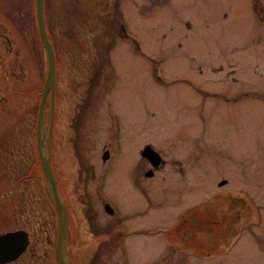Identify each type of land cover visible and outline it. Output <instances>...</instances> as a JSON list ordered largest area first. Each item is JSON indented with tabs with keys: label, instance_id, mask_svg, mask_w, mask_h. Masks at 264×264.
Returning <instances> with one entry per match:
<instances>
[{
	"label": "rangeland",
	"instance_id": "374dc122",
	"mask_svg": "<svg viewBox=\"0 0 264 264\" xmlns=\"http://www.w3.org/2000/svg\"><path fill=\"white\" fill-rule=\"evenodd\" d=\"M16 2L23 5L18 14L31 12L29 0H9L4 6ZM106 2H46L51 41L63 27L74 30L80 22L97 21L91 28L97 35L93 44L111 49L113 69L99 86L97 108L101 116L110 110L116 117L122 144L120 156L100 170L103 180L98 176L103 140H97L98 148L89 140L82 147L81 162L95 167V175L86 184L91 210L82 205L84 198L82 204L74 201L87 217L81 227L93 241L72 244L80 264H264V0ZM33 18L0 21V30L18 32L17 44L24 47L20 64L26 47L34 52V75L20 67L17 74L25 77L19 91L36 87L35 114L48 62L43 47L41 53L35 9ZM80 69L84 74L89 63ZM89 112L83 123L87 133ZM145 142L155 144L166 163L155 177L134 183L131 169ZM103 198L115 213L105 212ZM215 211L240 213L239 221L226 228L219 251H197L198 242L206 243L210 235L203 231L187 240L180 224ZM99 238L104 242L98 246Z\"/></svg>",
	"mask_w": 264,
	"mask_h": 264
},
{
	"label": "flooded vegetation",
	"instance_id": "af4514ba",
	"mask_svg": "<svg viewBox=\"0 0 264 264\" xmlns=\"http://www.w3.org/2000/svg\"><path fill=\"white\" fill-rule=\"evenodd\" d=\"M29 1L33 15L27 9L26 14H18L17 7L22 5L21 2H16V6L7 8L4 5H7L9 0H0V21L6 23L34 21L35 0ZM46 2L47 0H44L45 20L51 37V32L48 30ZM108 4L109 0L105 5ZM65 25L67 23L63 26ZM96 26L97 21H94V24L90 21L80 22L79 29L71 30L69 26H66L53 37L52 43L57 61L56 84L45 98L43 115V137L51 139L52 169L62 201L68 209L64 257L66 259L69 257L72 264H80L79 259H81V256L77 255L76 250L72 248V244L75 242L76 248V246H87L93 242L87 231L81 227L87 217L78 210L80 208L74 202L84 198L85 203L82 201L80 203L91 207V204H88L89 193L86 184L89 177L94 178L93 168L95 167L86 168L81 162L82 147L89 140L94 148H98L97 140H103L100 146L99 173L100 170L103 172L105 168L110 167L111 163L120 156L119 149L122 144L120 127L118 131L116 130V117L110 110L101 116L97 108L100 97L99 86L104 79V74H110L113 67L111 49H96L93 44L97 35L91 28ZM122 26V33H125L127 29L124 24ZM1 28L0 264H60L58 259L60 218L46 183L39 156L38 120L42 100H40L38 111L34 114L35 85L25 86L19 91V83L24 82L25 77L19 78L18 67L22 72L27 69L33 76L36 69L34 52L31 47H26L27 55L23 57L24 64H20V51L24 47L17 44L18 32L9 33L7 29ZM42 51L41 47V53ZM104 58L107 59V63ZM84 63H89L90 69L83 74L79 68ZM29 66L32 68L29 69ZM70 68L74 73H70L68 70ZM8 69L11 71V79L7 77L8 72L5 71ZM47 74L48 69L46 77ZM38 79L37 89L41 87V76ZM14 95H16V101L12 100ZM88 112L90 116L87 120L91 119L90 133L85 131L86 127L83 124ZM92 132L96 134V138L90 140L87 134ZM83 133L86 134V139ZM156 148V145L150 142H145L141 147L139 160L131 169L132 182H139L147 177L153 178L164 167L166 162L163 157L158 161L154 153L150 155L146 153L148 149L156 152ZM153 162H160V164L154 165ZM98 176L99 180H103L106 175L99 173ZM107 204L112 203L103 198L102 205L105 212H107ZM88 240L90 242L84 244ZM103 242L104 239L99 238L98 246ZM67 250L69 255L66 253Z\"/></svg>",
	"mask_w": 264,
	"mask_h": 264
},
{
	"label": "water",
	"instance_id": "95a60500",
	"mask_svg": "<svg viewBox=\"0 0 264 264\" xmlns=\"http://www.w3.org/2000/svg\"><path fill=\"white\" fill-rule=\"evenodd\" d=\"M36 12H37V20H38L41 42L45 47L48 56V75L45 82V89L43 91V99L39 113V120H38L39 156L44 171V175L46 177V183L49 187L52 199L55 203L60 218V232L58 238V259L60 264H70L69 262H67V259L64 257L65 248H66L67 230H68V210L66 204L62 201L52 169L51 139L49 138L45 139L43 137V132H44L43 115H44L45 98L48 92L51 89H53L56 84V73H57L56 56L45 25L44 0H36ZM146 153L147 155L154 153L155 154L154 157L156 158V160L160 161L161 159L160 155L155 151H153L152 149H148ZM153 163L154 165L160 164V162H153ZM225 183L226 182H223L222 184Z\"/></svg>",
	"mask_w": 264,
	"mask_h": 264
},
{
	"label": "trees",
	"instance_id": "16d2710c",
	"mask_svg": "<svg viewBox=\"0 0 264 264\" xmlns=\"http://www.w3.org/2000/svg\"><path fill=\"white\" fill-rule=\"evenodd\" d=\"M197 209L199 208H196V210ZM207 213H202L198 216L197 220H194L195 223L192 220L182 222L180 226H184L186 228L183 232L181 229H178L181 231L182 236H186L187 240L192 239L194 236H197V234L202 233L203 231L208 232L207 234L210 235L209 240L206 243L199 241L197 251L217 250L220 246L222 238H224L226 228L228 227V229H230L233 225L232 223L234 222L231 221L233 218L232 215L219 214L216 211L212 214ZM198 227L203 228L202 231L198 230ZM216 234H218V236H216Z\"/></svg>",
	"mask_w": 264,
	"mask_h": 264
},
{
	"label": "bare ground",
	"instance_id": "6f19581e",
	"mask_svg": "<svg viewBox=\"0 0 264 264\" xmlns=\"http://www.w3.org/2000/svg\"><path fill=\"white\" fill-rule=\"evenodd\" d=\"M66 253H67V255H69L68 250L66 251ZM67 262H69L70 264H72L71 261H70V258H69V257H68V259H67Z\"/></svg>",
	"mask_w": 264,
	"mask_h": 264
}]
</instances>
